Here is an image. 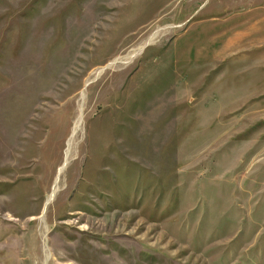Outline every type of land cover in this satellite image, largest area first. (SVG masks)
Here are the masks:
<instances>
[{
  "label": "rangeland",
  "instance_id": "374dc122",
  "mask_svg": "<svg viewBox=\"0 0 264 264\" xmlns=\"http://www.w3.org/2000/svg\"><path fill=\"white\" fill-rule=\"evenodd\" d=\"M0 264H264V0H0Z\"/></svg>",
  "mask_w": 264,
  "mask_h": 264
},
{
  "label": "bare ground",
  "instance_id": "6f19581e",
  "mask_svg": "<svg viewBox=\"0 0 264 264\" xmlns=\"http://www.w3.org/2000/svg\"><path fill=\"white\" fill-rule=\"evenodd\" d=\"M48 200H50V199H48Z\"/></svg>",
  "mask_w": 264,
  "mask_h": 264
}]
</instances>
